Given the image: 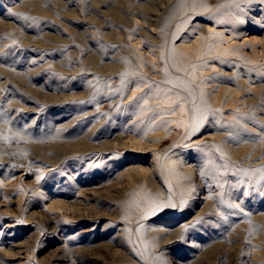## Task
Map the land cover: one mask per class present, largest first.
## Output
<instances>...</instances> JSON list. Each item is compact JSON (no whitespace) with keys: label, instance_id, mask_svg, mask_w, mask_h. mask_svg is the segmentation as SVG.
<instances>
[{"label":"rangeland","instance_id":"obj_1","mask_svg":"<svg viewBox=\"0 0 264 264\" xmlns=\"http://www.w3.org/2000/svg\"><path fill=\"white\" fill-rule=\"evenodd\" d=\"M0 264H264V0H0Z\"/></svg>","mask_w":264,"mask_h":264},{"label":"bare ground","instance_id":"obj_2","mask_svg":"<svg viewBox=\"0 0 264 264\" xmlns=\"http://www.w3.org/2000/svg\"><path fill=\"white\" fill-rule=\"evenodd\" d=\"M129 25H130V23H129ZM175 49H176L175 46L172 45L170 42L164 47L165 61L167 62V65L172 68L171 71L166 73V79L168 82L175 83L180 90L185 91V92L191 94V96H192V99H191L192 102L189 105V109H190L189 121L190 122L188 124H185L186 128L188 129V133H192L194 131V129H196V127L200 124L202 118L204 117V115L206 113L208 105L204 102V99L209 100L210 97H208V93L205 91L202 84H195V82L192 81V79H191V81L194 84H187V76H185V74H183L181 71L178 73L173 71L174 69L175 70H181L180 67L178 66V64H176L179 62V60H177L178 62L177 61L174 62V59H173V54L175 52L174 51ZM182 94H183V92H182ZM148 108L149 107H148L147 103H145V104L142 103L139 106L138 111L135 113V116L137 118H139V121L144 122V119H145V121H147V123H149V122L151 123V120L154 117L155 112H152V111L149 112ZM88 113H90V112L84 111V114H88ZM91 135L88 136V139L86 136H83V137H85L84 140L80 139L78 141H73V142L69 141L64 146L66 149H72L75 152L83 151L85 149H92V150H94V149H111V148L116 147V144L109 139H107L106 141L101 143L100 146L96 147V145L90 141ZM117 135H118L117 139L122 144H124L125 142L123 141L121 134H117ZM137 144H134L133 146L135 148H139L137 146ZM220 145L222 148H225V145L223 143H221ZM125 148H128V147H125ZM180 164H181V162H179V163H173L172 162L171 164H168L169 165L168 168L170 170H172L171 176H173V180H175L176 178L179 177L180 172L178 169L180 167ZM133 168L137 170V167H133ZM138 191L142 195V197L148 198L147 193H145L142 190V186H139ZM149 200L151 201L150 197H149ZM180 201L182 202V200H180ZM180 201H178L175 198H172L171 200H168V204L171 206H177V205L181 206ZM127 203H128L127 201L121 202V204L125 208V218L128 222H131L133 225H135V223L137 221H139L143 218V216L141 214L143 212V210H141V209H138L136 211L129 210L130 206ZM149 203H151V202H149ZM182 203H184V202H182ZM150 212H152V211H150ZM154 213H151V214H154ZM141 225H143V223L137 226L138 229L143 227Z\"/></svg>","mask_w":264,"mask_h":264}]
</instances>
